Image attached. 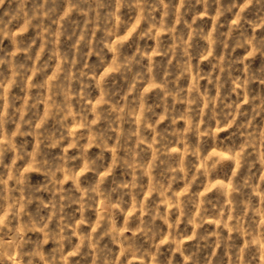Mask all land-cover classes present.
<instances>
[{
	"label": "clouds",
	"instance_id": "9594fccd",
	"mask_svg": "<svg viewBox=\"0 0 264 264\" xmlns=\"http://www.w3.org/2000/svg\"><path fill=\"white\" fill-rule=\"evenodd\" d=\"M0 264H264V0H0Z\"/></svg>",
	"mask_w": 264,
	"mask_h": 264
}]
</instances>
